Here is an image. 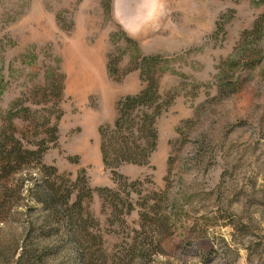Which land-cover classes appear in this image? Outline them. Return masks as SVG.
I'll use <instances>...</instances> for the list:
<instances>
[{"label": "rangeland", "instance_id": "obj_1", "mask_svg": "<svg viewBox=\"0 0 264 264\" xmlns=\"http://www.w3.org/2000/svg\"><path fill=\"white\" fill-rule=\"evenodd\" d=\"M258 21L264 0H0V264H264ZM151 78L157 147L108 167L101 130ZM16 140L32 152L8 162ZM148 212L165 251H133Z\"/></svg>", "mask_w": 264, "mask_h": 264}, {"label": "trees", "instance_id": "obj_2", "mask_svg": "<svg viewBox=\"0 0 264 264\" xmlns=\"http://www.w3.org/2000/svg\"><path fill=\"white\" fill-rule=\"evenodd\" d=\"M109 9V8H108ZM260 21L256 23V27L259 30L253 32H246L244 35L254 34L256 36L261 35L264 30H261ZM160 59V55H150L144 57V61L148 65L156 64ZM235 62L234 64H236ZM224 74V73H223ZM223 81V80H222ZM230 89L235 90L237 83L231 81L229 83ZM159 101L158 84L155 78H151L145 88L135 95H128L120 101L119 116L114 124V128L111 126L103 127L101 133L104 137L103 153L104 162L106 166L110 167L114 164H118L117 167L123 163H134L144 164L148 161V158L155 151L158 144V133L154 130L155 117L160 111V105L157 104ZM151 110V111H150ZM139 125V126H138ZM137 128V129H136ZM135 130L139 132L136 134ZM113 150V152H111ZM32 152L23 148L21 140H16L15 147L12 151L7 152L6 159L8 162L20 160L22 154ZM34 152V151H33ZM113 174L116 178L125 177L120 174L117 170H113ZM42 184H49V179L42 180ZM107 193V197H111L114 203V207L119 214L130 213L134 209L133 203L128 202L121 194L112 188L100 189ZM65 192V194H64ZM56 189L48 198L50 213L57 214L58 200L62 198H70L72 195L70 191H64ZM63 194V196H60ZM58 196L60 199H58ZM79 199L74 203L76 207L79 206ZM154 208V209H153ZM152 209L156 211V208ZM79 210V208H77ZM80 212V210H79ZM151 212H148L146 216L148 221L142 224L139 234L144 235L142 241V248L135 244L133 251L139 250L143 253L150 252L156 253V251H165L163 248L164 239L162 238L163 231H170L172 229L171 218L168 214H161L160 221L158 219L151 218ZM150 215V216H149ZM78 217V216H77ZM76 217V219H77ZM151 218V219H150ZM74 220V218H72ZM67 220L66 223H73V220ZM28 264H44V256H36L33 261Z\"/></svg>", "mask_w": 264, "mask_h": 264}]
</instances>
